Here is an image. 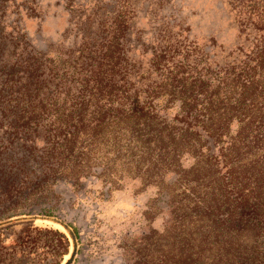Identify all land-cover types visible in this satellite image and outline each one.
<instances>
[{
	"label": "rangeland",
	"instance_id": "374dc122",
	"mask_svg": "<svg viewBox=\"0 0 264 264\" xmlns=\"http://www.w3.org/2000/svg\"><path fill=\"white\" fill-rule=\"evenodd\" d=\"M0 26V102L34 107L0 105V264H155L144 236L203 208L182 174L207 161L245 207L196 220L203 264H264V0H0Z\"/></svg>",
	"mask_w": 264,
	"mask_h": 264
},
{
	"label": "trees",
	"instance_id": "16d2710c",
	"mask_svg": "<svg viewBox=\"0 0 264 264\" xmlns=\"http://www.w3.org/2000/svg\"><path fill=\"white\" fill-rule=\"evenodd\" d=\"M7 46V36L4 34L3 28L0 26V55L2 56L5 48ZM8 55V53H6ZM15 59H18V57H14ZM34 60V59H33ZM16 65V62H12L11 65H8V68L13 69V67ZM4 66V64H3ZM27 71V70H26ZM13 76V71H12ZM26 74V78H27ZM6 78L5 80H7ZM18 79V78H17ZM13 82V77H12ZM24 86V85H22ZM27 87H24L25 90L23 92H27ZM21 93V97L23 96L25 105L30 103L31 98L25 97L24 93ZM21 97L12 96V98H9L7 100H2L0 102L1 107L6 108L8 111L12 112V116L15 118H23V115L21 116L22 112L28 113L30 109H34L32 106H26L23 108H19L17 106L18 100ZM3 98V97H2ZM8 101H12V104H7ZM1 110V109H0ZM252 117V115L250 116ZM248 118L246 120H240L242 124H244V128H252L253 120L251 118ZM241 130V129H240ZM162 142V140H161ZM236 149V148H231ZM242 154H240L234 162H231L230 164L224 163V166L226 167V173L229 172L231 167H240L242 166L244 173L247 175L243 176V180H248L250 177H252L253 180H255V177L250 172V168L253 167V159L256 157L254 155L248 154V161L246 163L242 162L245 161L246 158H242ZM250 157V158H249ZM212 170V166L210 165L209 161L206 163H201L199 165L197 162L194 166L190 167L187 171H184L182 174L183 176H188L189 180L187 181V184L185 187H188V191H191L192 194L193 191H199L201 189L206 190V198L207 203L203 206L201 210L200 208V202L195 203L197 199L194 200L193 205L185 202L179 201L178 204L174 205V208L170 214H172V222L173 224L177 223L176 230L174 232L175 226H172L168 224L166 227L164 233L162 235H156L151 233L150 235L144 236L143 239V246H142V253L146 261L149 260H155V264H203L202 256L204 252V245L206 244V236L203 234H199L202 229L197 223V219H206L208 218L210 221V225L208 227L209 230H207V236H211L212 231H214L215 234H223V233H229L232 229H234L237 226H240L244 220L243 218V208L245 207L244 203L239 200L237 201V208H235V200H234V209H228L229 206V200L226 196H223L225 193L217 191H207L210 188H212L215 181H217V177L214 174V172H210ZM233 174V170L231 171V176ZM231 180L235 184L232 187H236L239 192V179H237L235 176H232ZM258 186L261 185V183L255 182ZM254 185V184H253ZM255 186V187H258ZM241 196V195H240ZM185 198V196H184ZM182 207V208H181ZM181 208V213L184 214V217L182 216V220L176 219V213L175 211H178ZM223 209H227L230 213L226 214V216L222 219L218 218V214H220L219 211L222 212ZM241 210V211H240ZM197 217V218H195ZM32 218L30 216H23L18 218L20 219H28ZM176 219V220H175ZM10 221V220H9ZM8 221V222H9ZM12 221V220H11ZM66 229L69 228L68 225L64 226ZM178 234V235H175ZM199 234V235H198ZM195 235V236H193ZM153 246V248H151Z\"/></svg>",
	"mask_w": 264,
	"mask_h": 264
}]
</instances>
